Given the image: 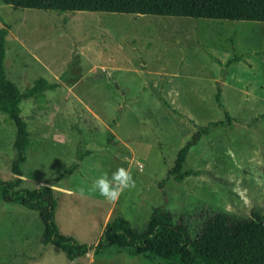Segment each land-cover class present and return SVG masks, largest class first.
<instances>
[{"label":"rangeland","instance_id":"obj_1","mask_svg":"<svg viewBox=\"0 0 264 264\" xmlns=\"http://www.w3.org/2000/svg\"><path fill=\"white\" fill-rule=\"evenodd\" d=\"M0 25L8 26L6 75L19 90L40 75L57 83L44 99L18 105L30 141L22 185L54 188L61 232L93 244L116 214L140 229L156 205L192 237L214 210L264 215V21L0 0ZM205 124L184 163L195 172L175 180L176 151ZM15 141L0 111L2 179L15 176ZM130 163L136 187L117 203L92 191ZM41 229L37 210L0 196V264H154L115 246L69 259L41 242Z\"/></svg>","mask_w":264,"mask_h":264},{"label":"trees","instance_id":"obj_2","mask_svg":"<svg viewBox=\"0 0 264 264\" xmlns=\"http://www.w3.org/2000/svg\"><path fill=\"white\" fill-rule=\"evenodd\" d=\"M11 7H37L54 10H102L193 17L256 19L264 21V0H1ZM7 25H0V111L5 113L16 128V153L10 168L13 178H0V196L37 210L42 223L40 240L52 244L73 259L85 255L90 249L98 254L108 247L125 249L129 254H140L154 264H264V215L252 211L250 215H235L227 210H214L203 222L195 236H190L183 219L175 221L160 206H153L140 229L131 226L121 214L106 221L93 244L78 241L61 232L55 221L54 188L39 183L22 185L20 163L26 158L29 146L26 121L20 114L18 102L32 97L42 100L46 89L57 83L37 76L32 83L19 90L7 77L3 57ZM217 96V94H216ZM229 121L230 116L224 110ZM222 120H212L217 124ZM208 124L198 126L176 151L168 174L180 181L191 168H184L189 147L206 133ZM112 134V133H111Z\"/></svg>","mask_w":264,"mask_h":264},{"label":"clouds","instance_id":"obj_3","mask_svg":"<svg viewBox=\"0 0 264 264\" xmlns=\"http://www.w3.org/2000/svg\"><path fill=\"white\" fill-rule=\"evenodd\" d=\"M138 167L139 171L143 172L142 165ZM135 187L136 180L134 179L130 163L128 168L118 167L110 177L105 174L97 178L93 182L92 191L98 192L106 201L115 204L125 191L132 190Z\"/></svg>","mask_w":264,"mask_h":264}]
</instances>
